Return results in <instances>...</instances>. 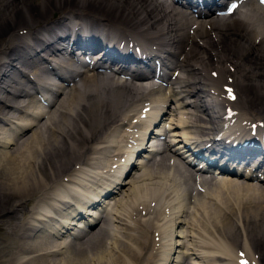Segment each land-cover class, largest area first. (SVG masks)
<instances>
[{
	"label": "bare ground",
	"instance_id": "1",
	"mask_svg": "<svg viewBox=\"0 0 264 264\" xmlns=\"http://www.w3.org/2000/svg\"><path fill=\"white\" fill-rule=\"evenodd\" d=\"M51 1L53 2L49 5L52 7H46L43 1L38 3L36 0H0V28L2 24L5 25L3 22L6 23L2 32L0 31V39L2 37L4 39L0 48V59L2 56L8 55L12 61H20L24 65L21 69L27 71L26 74H23L22 71H17L16 76L10 77L17 69L13 71L15 67L8 63L10 68L7 67L3 71L1 68L4 65L0 64V170L3 164L4 166L6 165L3 158L8 155L10 157L14 156L13 159L16 158L18 161L13 164L8 163L0 171V185H3L2 187L4 189L7 188L9 192L10 190L22 192L24 190L25 192L24 197L19 196L21 198L13 202L8 211L0 207V215L4 214L2 215L4 216L3 218H8L7 216L10 211H13V216L15 215L14 218L0 220V242L2 245L0 249V264H93L94 260L91 258L90 250L88 251V249L83 247L62 250L64 248L62 245L65 242L61 241L58 245L53 246L48 242V237L51 238L58 235L59 232L62 233L63 229L66 228L61 227L63 225L60 223L71 224L74 223L72 222L74 219H81L79 227L86 229L85 227H88V225L91 226L98 219L96 212H99L103 207H108L107 204H110V201L107 200L110 197H102V193L106 194L110 188L113 190L112 187L115 188L118 185V181L121 179L120 173L128 165L126 163L122 164L121 170L118 171H104L106 164L101 165V168L94 169L91 167V164L94 163L91 160L94 158L92 156L93 154L90 155V153L94 152L101 160H105L106 153H109L113 145L114 156L118 159L117 164L120 166V159L123 158L121 153L126 156V151L123 149L125 142L120 140V135L117 133V125L120 127L123 126L124 122L129 121L130 114H134L135 111H137V115L140 114L141 110H137V107L141 101H149L152 104L154 101L152 98L153 94L162 91V89L159 92L155 90H135L119 79L118 75H114L108 81L100 79L94 73L79 76V74L72 70L71 66L62 64L58 60V56L55 53H51L55 49V42L58 40L55 39L57 37L54 35V29L51 28L54 25H52L53 21L45 23L46 25L44 26L42 25L43 34L45 37H50V41L46 40V43H41L43 38H39L36 34V30L41 27L34 28L36 17L39 16L40 18V16L47 15V13L50 14L58 7L71 6V8H74V6H77L82 11H76L73 8L66 11L67 15L71 14V10L74 13H83V15L75 14L69 20L71 22L70 24L74 25L73 30H68L70 24L62 25V29H66L65 33L69 37L74 33L75 39L72 46L79 45L81 49L89 48L91 46L89 38H99V33L94 28H105L106 26L104 24L107 23L112 29H131L139 32L142 30L144 38L151 45L163 48L170 54L174 51V57L177 59L175 67L186 72L187 75L185 78L168 81L172 86L170 95L181 106L184 114L188 115L187 119L181 122L185 132L182 133V137L194 146L202 147L204 145L200 144L201 140H196L200 138L195 135H193V138L186 133L191 134V129L194 128L200 130L202 133L203 128H201V120L191 115L190 110H198L203 105L208 122L213 126L216 125V120L218 118L220 119L221 115V105L218 97L211 98L208 94V89H214V91L223 93L221 81L226 77L225 80L232 78V84H238L237 87L242 92L247 93L248 90H259L264 93V10L256 9L251 3L245 5V11L241 12L238 16L240 18L232 23H218L213 16H208L209 19L206 21V25L203 26L200 24L195 29L194 37H182L180 33L182 32V28L188 25V19L179 15V24L176 27L172 23H169L168 20L166 22L165 19L168 18L167 11L172 13L173 10L159 0H148L149 2L147 0H48L49 3ZM156 4L161 5L164 10L154 13L153 8L158 7ZM163 12V17L158 15ZM172 16L174 14L170 15V17ZM79 17L85 18L88 21L85 23V28L78 27ZM109 25H107V31L111 30ZM207 25L211 27L210 32L205 29ZM8 27H11V30L7 34ZM14 29H19V31L27 30V33L25 35L15 33L14 36ZM4 32L6 33L4 34ZM211 33L215 34L213 39L209 38ZM27 37H30L29 39H32V42L34 41L35 44L39 45L43 52L45 51L44 55L48 56L49 59L47 60L52 62L51 64L46 62L39 54L40 49L37 50L36 47L30 46L31 44H26L28 48L30 47L32 49L31 53L25 58L27 61H24L22 57L16 54V50H20L25 44V41L22 40ZM52 37L54 42L52 41ZM258 39H260L259 43H256ZM16 40H21V42L16 43ZM197 40H203L204 44L198 46L196 44ZM59 41L63 43L67 42V39L63 38ZM189 43H191V49L185 51L184 44L187 46ZM105 45L107 46V43ZM112 52L113 48L109 50L108 57L114 56ZM81 55L83 54L81 53ZM126 56L129 57L128 54ZM181 56L184 59L179 61L178 59ZM33 64L40 67L38 75H33L36 82L29 80V75L32 74L28 69ZM48 65L51 66V70L46 68ZM210 66H213L212 71L218 74L216 79L209 78L205 74L202 75V73H206V68ZM50 75L57 78L58 83L56 85H51L48 82L52 79ZM17 78H22L21 81L23 82L27 81V87L18 85L14 87ZM65 82L68 84L73 83L72 87H65ZM28 90H34L37 93L46 92L51 95H53L52 93L58 92V98L65 90H69L70 94H72V98H67L65 101L62 99L56 104V107H52L57 110L58 114L53 120V126L47 129V135L45 136L44 133L40 135L41 132H37L38 128L28 132L39 121L43 114L42 110L47 108L44 105L39 108L37 102L32 99L33 95L29 94ZM11 94L17 95V99L14 100ZM190 97L194 99V104L190 103ZM236 101L235 110L240 109L238 106L242 102L246 109L257 108L258 113H263L262 116L264 118V104H257V101H245L243 97L237 98ZM110 112L111 116L108 117ZM241 112L238 117L239 121L245 119L247 122L250 121V124L255 122L252 113H246V111ZM103 115L108 118H102ZM117 115L118 119L116 120ZM155 117V113L149 111L144 121L145 123L152 121ZM113 122H115V128L113 126L110 132L109 125ZM164 124L165 122L162 123L163 126ZM125 129H127V126ZM258 131V134L264 137V127L258 129ZM236 138L238 137H235L234 140ZM179 139L180 137L177 135L173 142H177ZM80 140L86 142L87 147L90 145V156L86 153L87 148L82 151L79 148L76 149ZM247 140L248 137H243L240 142L243 143ZM209 142L207 141L206 143ZM99 145L101 146L99 147ZM138 146L137 141L134 148ZM103 148H105L104 151L106 153L101 152ZM225 148L227 149L229 147L225 145ZM74 150L81 157L74 159ZM65 160H67V163ZM73 160L75 163L70 166ZM90 161L92 162L91 164ZM63 163L66 164V167L62 165ZM143 163L145 162L140 160L135 167ZM93 167L95 166L93 165ZM112 172V175L103 178V176ZM139 178H136V181H131L133 184L130 187L131 194L126 199V202L116 205L115 212L118 216L117 219L120 217L123 218V224L118 223V225H122L121 228L124 227L122 230L119 229L120 226L118 227L121 230L120 236L118 235L119 231H115L119 239L124 237V240L121 241L117 238V241L122 245V252H117L113 242L110 248L108 246L105 247L106 249L113 250L115 254H107L103 246H96L94 244L95 239H92L90 244H94L93 257L98 261L95 264H158V262L159 264H166L167 259L159 252L154 254L155 258L159 257L156 263L154 259L151 261L153 257L148 252V241L145 238H141L144 233L139 232L138 223L136 222V230H138L137 236L133 237L130 232L134 228L135 223L133 228H131L132 221L125 220L128 209L133 211L135 210L133 207L136 208L141 204L149 202V200H153L150 198L151 194L148 197L147 188L146 190H142L144 186L142 182L144 181ZM225 179L229 181L222 182L221 185L223 187L231 186V179H228V176ZM154 182L151 183L154 184ZM35 184L36 187H33ZM153 189L155 191V187ZM154 191H152L153 195L156 193ZM178 192L180 191L178 190ZM37 193L38 195L35 196ZM155 197L153 196V198ZM31 201H33L31 212L27 213V216L19 218L16 213H20L26 207L25 204ZM97 201H99V204ZM113 201L115 202V199ZM246 203V207L252 212V218L243 217V212L240 209L244 206L240 200L234 202L232 205L233 209L223 213L226 215L232 212V215H229L231 220L228 221L229 228L232 227V231H229V234L224 230L222 223H217L216 230L220 239L214 244L215 242L209 238L214 245L213 251L209 252L210 255L213 253V264H233L232 261L236 257V253L240 250L244 251L250 257H253L254 253H258L261 250L259 249L260 247H251V237L254 241L255 236H253L249 227L251 224L258 225V232L264 236V201L256 200L255 202L251 201ZM95 205L96 208L94 207ZM158 216L160 217L159 214ZM107 221V216L99 221L101 233L107 227ZM142 222L146 223L145 221ZM180 225H182V221L178 217L173 219L170 225L172 233L176 234V238L179 239L185 237L182 230L178 231ZM207 225L209 224L207 223ZM139 226L143 227L145 224L140 222ZM157 226L158 224H155V227ZM111 228L113 229L114 225ZM199 228L201 229V227ZM77 229H71V232L74 233ZM201 230L203 231V229ZM233 231L236 234L232 233ZM71 232H67L70 237ZM230 235H232L234 241L226 246L227 242L231 240ZM98 237L99 234L95 235L94 238ZM257 237L259 240V236ZM130 239L134 245L128 243ZM196 239L198 240V238ZM108 242L111 241L109 240ZM178 242L181 243L180 241ZM236 242H240L241 248L240 246L237 248ZM116 244L118 243L116 242ZM56 254H60L61 259L59 262L54 261ZM143 254L147 257L144 258ZM202 255V252L188 253L189 257L193 256L194 259L202 258L204 260L205 258ZM259 259L260 263L258 262V264H264V254L261 252ZM177 262L178 258L175 261L172 260L171 264H177ZM210 263L212 262H193V264ZM184 264H187V262Z\"/></svg>",
	"mask_w": 264,
	"mask_h": 264
},
{
	"label": "rangeland",
	"instance_id": "2",
	"mask_svg": "<svg viewBox=\"0 0 264 264\" xmlns=\"http://www.w3.org/2000/svg\"><path fill=\"white\" fill-rule=\"evenodd\" d=\"M45 2V5H46V7H52V6H50L49 4H51L53 1H51L50 3L48 2V0H36V2H38V3H40V2ZM70 7V8H69ZM77 6H74V8H73V10H76V11H79V10H81V8L80 7H77ZM93 7V6H92ZM65 8V9H64ZM71 8V6H63V7H58V8H56V9H54L50 14L49 13H47V15H43L42 17L40 16V18H39V16L38 17H36L37 19H36V21H35V23H34V28H37L38 26H40V25H42V24H44V23H46V22H48V21H50L51 19H53L54 17H60V15H63V14H65L66 13V11L67 10H69V9H72ZM79 8V9H78ZM57 9H58V11H57ZM64 9V10H63ZM73 10H71V11H73ZM57 11V12H56ZM5 25H6V23L5 22H3ZM5 25H3L2 24V27L0 28L1 30V32H2V30H3V27L5 26ZM6 30V29H5ZM8 30V31H7ZM7 34H8V32H9V30H11V27H8L7 28ZM15 30V32L13 33L14 34V36H15V33H19V35H20V33H22V31L24 32V30H22V31H19V29H14ZM6 32H4V34H5ZM0 48H1V46H2V44H3V42H4V39H3V37L0 39ZM18 42H20V40H16V43H18ZM111 103H114V102H111ZM106 115V114H105ZM111 116V112L108 114V117H110ZM108 118L107 116H102V118ZM104 120V119H103ZM83 142V143H82ZM83 148H82V147ZM101 145H99V147H100ZM14 148H16V147H14ZM79 148V150L80 151H82V150H84V149H86V153H88V155H89V150H90V145L87 147V143L86 142H84V141H79V143L77 144V146H76V149H78ZM81 148V149H80ZM103 151H101L102 153L103 152H105L106 153V151H104L105 150V148H103L102 149ZM74 153H73V157H74V159H76V158H79V157H81V155L80 154H78V152L76 151V150H74L73 151ZM78 154V155H77ZM93 154V155H92ZM107 155H108V152L106 153ZM112 154V153H111ZM90 155H92L93 156V158H96V157H98L97 156V154H94V152L93 153H90ZM89 155V156H90ZM13 157L14 156H11L10 157V155H8L7 157H5V158H3L4 160V163L6 164L5 166H4V164L2 165L3 167H1V170L0 171H2L7 165H8V163H17L18 161H17V159L15 158V159H13ZM8 158V159H7ZM92 158V159H93ZM12 159V160H11ZM108 159H110V157H108L107 158V160ZM112 159V158H111ZM110 159V160H111ZM94 160V159H93ZM93 160H91L92 162H95V161H93ZM110 160H108L107 161V163H106V165H108V166H110L109 164H111L112 163V160H113V162H115V157H113V159L111 160V162H110ZM11 161V162H10ZM66 161V163H67V160H65ZM90 161V164L92 163ZM62 163V162H61ZM74 163H75V161L73 160L72 161V164L70 163V166L71 165H74ZM62 165H64L65 167H66V164L65 163H63ZM92 166V168H96L97 166H98V163L97 164H94V163H92L91 164ZM93 165L95 166V167H93ZM101 168V167H100ZM107 168V169H106ZM109 169V167H105L104 168V171H107ZM163 171V170H162ZM161 171V172H162ZM160 172V173H161ZM39 176V175H38ZM62 177V176H61ZM149 178V177H148ZM148 178H146V179H148ZM161 179V180H160ZM58 180V179H57ZM56 180V181H57ZM150 180V181H149ZM157 180H159V181H161V182H159V181H157ZM154 181H156V182H154ZM154 182V184H152V183ZM159 184H158V183ZM166 182H167V184L169 183L167 180H165L164 178H160V174H159V176H157V177H154L153 178V180L152 179H148V180H145L144 182H142L143 184H144V186H143V189L142 190H146V188L148 189V197H150V194H151V199H153V200H156V202H158V201H160L161 199H163V195H164V187L166 186ZM151 184V185H150ZM163 184V185H162ZM175 184V183H174ZM3 185H0V207L1 208H3V209H5V211H8L9 210V207L13 204V202H16L18 199H20L21 197L23 198L24 197V194H25V192H24V190H23V192L22 191H13V190H10V192L11 193H14V194H11L9 191H7V188H3L2 187ZM149 186L151 187L150 189H149ZM33 187H36V184H35V186L33 185ZM155 187V191H154V189L153 188ZM159 189H158V188ZM161 188V189H160ZM173 188L175 189V191L176 192H178V190L181 192V190H180V188L175 184V185H173ZM125 189H127V186L126 187H124V190ZM151 192H150V191ZM152 191H154V193L156 194V197H155V194L153 195V193H152ZM161 191V192H160ZM5 192V193H4ZM19 194H17V193ZM180 192H178V193H180ZM227 192H229L228 194H229V197L231 198V196H233V197H235L236 195H240L239 196V198H241V195L243 194V196H246V194H250V195H253L251 192L249 193V192H247L246 193V191H244V192H242V193H239L240 191H235V190H227ZM232 192V193H231ZM237 192V193H236ZM231 193V194H230ZM226 194L227 193H221L220 194V196H219V199L221 200H219V203H216V205H212V206H209V207H207L206 208V212H204L203 210H201L200 208H198V210H197V208H191V209H188V215L190 216H188L189 218H190V222L192 223V225H191V228H194L193 229V233L196 231L197 232V235H196V232L194 233V239H193V241L195 242L197 239L196 238H198V240H200V241H196L195 243H197L198 245H209V246H211V248H213V242H215L214 244H216L217 242H218V240L220 239L219 237V235L218 234H215L214 232H213V223L215 222V223H218L220 220L219 219H222L223 217H222V215H221V213H220V211H219V207H224V206H226V205H229V202L227 201V198H229V197H227L226 198ZM36 195H38V193L37 194H35V196ZM155 197V198H153V196ZM235 195V196H234ZM14 196V198H12ZM19 196H21V197H19ZM157 197H159V198H157ZM1 198H2V200H1ZM3 198H5V199H3ZM7 198V199H6ZM10 198V199H9ZM119 198H121V195H118L117 196V199H119ZM244 199H245V197H244ZM25 200H29V199H25ZM192 200V199H191ZM190 200V201H191ZM186 202H189V199L188 198H186V200H185ZM209 203H211V204H213V200H207ZM212 201V202H211ZM8 202V203H7ZM222 204H221V203ZM225 205H224V204ZM15 204V203H14ZM220 204V205H219ZM26 205V207L25 208H23L21 211H20V215L21 216H26L27 215V212L30 210V209H32L31 208V206L33 205V201H31V202H29V203H26L25 204ZM140 208H142V207H144V206H139ZM213 207H216L217 208V210H216V208H213ZM231 207V206H230ZM27 208V209H26ZM135 210H131L128 214H130V215H128V214H126L127 216H129L128 218L130 219V217L131 216H133L132 218H137V216L140 214V212L141 211H138L135 207H133ZM246 208V209H245ZM132 209V208H131ZM157 209V208H156ZM156 209H154V210H152V212H151V214H150V219H151V221H152V223H154V222H157L158 220H159V218H161V214H162V207H161V214H159L160 215V217L158 216V212L156 211ZM196 209V210H195ZM241 210V212H243V217L244 218H252L253 217V215H252V212L246 207V206H244L243 208H241L240 209ZM4 211V212H5ZM23 211V212H22ZM136 211V212H135ZM197 211V212H196ZM12 212L13 211H10L9 213H8V218H4L5 220H7V219H10V218H13V215H12ZM25 212V213H24ZM157 212V213H156ZM195 212V213H194ZM200 212V213H199ZM132 213V214H131ZM144 213V212H143ZM145 213H146V211H145ZM192 213V214H191ZM208 213V214H207ZM219 213V214H218ZM11 214V215H10ZM194 214V215H193ZM198 214V215H197ZM206 215V217H205V215ZM2 215H4V214H2ZM2 215H0V218H3L4 216H2ZM158 217H157V216ZM193 216V218H192V216ZM229 215H232V212L231 213H229V214H226V216L227 217H229ZM139 216H141V215H139ZM147 215H145V216H142V217H146ZM194 216H196V217H194ZM212 216V217H211ZM203 219H202V218ZM210 217V218H209ZM158 218V219H157ZM197 220H196V219ZM214 218V219H213ZM216 218V219H215ZM187 220H188V218H186ZM193 219V220H192ZM195 219V220H194ZM210 219V220H209ZM212 219V220H211ZM192 220V221H191ZM130 221V220H129ZM197 223H196V222ZM207 221V222H206ZM122 222V221H121ZM194 222V223H193ZM119 223V222H118ZM203 223V224H202ZM207 223L209 224V225H207ZM119 224H123V223H119ZM194 224H196L195 226H193ZM113 225H114V228L113 229H115V230H113L111 227H113ZM147 225H151V223L149 222ZM116 226V227H115ZM120 226V227H119ZM121 226L122 225H118L117 223H112V225L111 224H108V228L110 229V231L109 232H107V233H105V234H103V236L100 238V239H95V243L94 244H96V246H103V248H104V250L107 252V254H109V253H112V254H115V252H113V250H111V249H106V247L108 246V248H110V245L114 242V244H115V247H116V250H117V252H122V250H121V244H120V242H118L117 240L119 239L118 238V236H117V234H115L116 232L115 231H119L118 232V235L120 236V234H121V230H122V228H124V227H122L121 228ZM133 226V225H132ZM206 226V227H205ZM118 227H119V229H121V230H119L118 229ZM199 227H201V229H203V231L199 228ZM223 227H224V230L225 231H227V233L229 234V231H232V227H230L229 228V226H228V221L226 220L225 221V223H223ZM112 229V230H111ZM150 229H152V226H150ZM199 229V230H198ZM198 230V231H197ZM210 230H212L211 232H212V234H211V232H210ZM108 231V230H107ZM256 231H257V229L256 228H254V230L252 229V234H253V236H255V238H254V241L252 240V247H260L259 249H261L258 253H256V255H257V257L259 256V254H260V252L262 253V254H264V236L261 234V233H256ZM135 233V231H131V234H134ZM201 232V233H200ZM203 232V233H202ZM209 234H211V235H209ZM232 233H234V232H232ZM111 234H112V236H111ZM114 234V235H113ZM234 234H236V233H234ZM256 234H257V236H259V240H258V237L256 236ZM105 235V236H104ZM202 237H201V236ZM208 235V236H207ZM214 236V239H213V236ZM109 238H107V237ZM116 238H115V237ZM122 236V235H121ZM204 236V237H203ZM206 236V237H205ZM210 236V237H209ZM104 237V238H103ZM111 237V238H110ZM127 237V236H126ZM118 238V239H117ZM151 235L149 236V241L151 240ZM213 241H211L210 239ZM217 238V239H216ZM202 239V240H201ZM102 240V241H101ZM111 241V242H108V241ZM115 240V241H114ZM120 241L121 240H124V237H122V239H119ZM205 240V241H204ZM104 241V242H103ZM106 241V242H105ZM128 241V240H127ZM208 241V242H207ZM211 241V242H210ZM116 242L118 243V244H116ZM199 242V243H198ZM107 243H108V245H107ZM210 243V244H209ZM94 244L92 245V244H90L89 245V247H88V249L90 250L89 252H90V254L92 255V257H91V255H90V257L94 260V262H93V264H95V262H98L96 259H94V257H93V253H94V251H93V247H94ZM104 244V245H103ZM74 247H76L77 245H73ZM79 246V245H78ZM78 246L75 248V249H77L78 248ZM106 246V247H105ZM119 250V251H118ZM121 250V251H120ZM82 253V252H81ZM58 254H56V256H55V258H54V261H56V262H59V260L61 259V257H60V254L57 256ZM116 256V255H115ZM106 257H108L107 255H106ZM76 261V260H75Z\"/></svg>",
	"mask_w": 264,
	"mask_h": 264
},
{
	"label": "snow or ice",
	"instance_id": "3",
	"mask_svg": "<svg viewBox=\"0 0 264 264\" xmlns=\"http://www.w3.org/2000/svg\"><path fill=\"white\" fill-rule=\"evenodd\" d=\"M235 7H236V5L235 4H232V5H230V9L229 10H232ZM213 75H215V73ZM227 91L229 93V98L234 100L235 99V96L231 94V89H228Z\"/></svg>",
	"mask_w": 264,
	"mask_h": 264
}]
</instances>
